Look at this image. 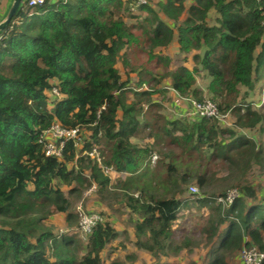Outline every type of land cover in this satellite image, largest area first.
I'll list each match as a JSON object with an SVG mask.
<instances>
[{
    "label": "trees",
    "instance_id": "1",
    "mask_svg": "<svg viewBox=\"0 0 264 264\" xmlns=\"http://www.w3.org/2000/svg\"><path fill=\"white\" fill-rule=\"evenodd\" d=\"M186 1L166 0L159 4L160 11L176 21L187 10ZM136 2L45 0L29 6L23 0L10 25L0 33V264H103L102 251L117 236L107 218L85 242L79 232L64 233L55 223L48 224L58 213L78 223L74 204L92 182L103 199L104 194L121 199L138 214L136 244L153 254L155 264H163L161 257L177 255L190 245L188 238L175 239L173 224L181 205L175 196L190 180V172L198 170L190 167L194 162L178 159L171 149H179L181 155L196 153L197 160H203L209 152L204 147L210 145L212 158L219 155L240 170L242 162L234 160L231 151L248 156L252 152L264 171V150L256 151L252 140L238 136L223 144L220 136L233 137L235 131L222 128L219 119L202 117L190 122L173 109L184 97L202 99L195 87L194 73L199 68L192 71L181 66L164 74L172 78V85L166 88L177 95L172 108L179 118L175 120L159 113L161 105L152 99L157 91L153 84L147 86V80L141 78L134 83V91L127 86L129 81L121 80L116 65L123 51L122 62L125 55L132 59L133 70L142 68L144 56L157 58L164 67L171 62L169 57L154 55V50L172 42L173 27L148 2L136 8L140 13H134L131 3ZM212 9L219 13L215 25L207 20ZM147 12L149 16L142 21L127 22V17L141 19ZM188 12L178 25L181 50L206 49L201 67L211 78L210 98L223 114L234 113L237 125L255 128L264 114L241 96L242 88L255 87L254 74L264 65V0H193ZM54 86L61 96L49 94ZM126 86L135 94L129 104L124 98ZM119 107L124 110L121 120L117 119ZM151 111L152 118H148ZM53 122L91 128L93 141L107 147L104 161L108 163V157L118 170L132 174L110 186L109 176L85 155L78 158L77 167L69 169L77 151L91 148V137L81 149L68 141L62 158L46 156L38 137ZM132 137L151 138V144L140 146ZM155 151H162L164 177L150 166ZM197 163L203 166V162ZM86 167L91 169L92 180L84 174ZM195 174L200 186H210L206 175ZM64 186L69 187L67 192ZM238 186L242 193L254 195L248 186ZM240 200L225 210L219 223L233 214L242 224L248 223L249 213L243 216V211H236ZM240 235L233 238L237 246ZM260 241L255 239L264 249ZM114 264L125 263L118 260Z\"/></svg>",
    "mask_w": 264,
    "mask_h": 264
},
{
    "label": "crops",
    "instance_id": "2",
    "mask_svg": "<svg viewBox=\"0 0 264 264\" xmlns=\"http://www.w3.org/2000/svg\"><path fill=\"white\" fill-rule=\"evenodd\" d=\"M13 1L14 0H0V22L8 14V11L12 6ZM165 1L166 0H157L159 4ZM192 3L193 0L186 1L185 8L187 10L184 11L179 17V19L176 21H174V19H170L165 13L160 11V7L158 6L159 11L164 16L163 17L162 15H160L161 18L169 22L175 32L174 38L168 46H159L154 50V55L165 56L171 59V62H169L168 67H164L163 63L158 64L157 58L150 60V58L148 59L144 56L142 68L140 67L137 70H133L132 59L126 57L125 55L123 59L125 64L122 62L124 51L121 53V58L118 59L119 61L116 65L122 76L121 80L129 81V84H127V86H131L134 91H136L135 88H137L134 83L138 82L141 78L147 80V86L149 84H153L154 88L157 90L152 96L153 102L161 105V107L159 108V113L165 116L166 119L170 120L179 119L172 112V108L174 106L173 101H175L177 95L173 90H169L166 88L167 86L172 85V78L164 77L165 73L174 71L181 66H185L192 71H194L195 68H199V71L197 73H194L196 78L195 87L199 90L203 97L210 96L208 87L211 78L207 71L203 70L201 67V60L205 54L206 49H194L189 53H185L181 50V45L179 43L178 38V25L185 21L189 16L188 9ZM133 11L134 13H140L137 9H134ZM144 14L146 13H143V15ZM217 17H219V13L215 9H212L209 12L207 18L208 24L215 25ZM176 23L177 26H175ZM260 51L261 48L259 47L256 51V54ZM145 67L148 70H145ZM254 76L255 87L251 90H248L247 88H242L243 98L248 103L258 102L262 97V92L264 88V65L257 68V71L255 72ZM152 77H155L156 81H152ZM55 81L56 80H52L51 82L53 83ZM127 86L125 88H127ZM131 88H127V90L124 91V98L127 104L135 100V94L133 93ZM137 91H140V89ZM247 91L248 94H246ZM182 101L185 100H181V103ZM185 102L188 104L187 101ZM173 109L179 112L181 118H184L182 117V113L179 110V104H175V107ZM259 111L263 112L264 114V107L259 109ZM123 116L124 110L122 107H119L117 109V119L121 120L123 119ZM147 117L152 118V111L147 114ZM144 120L145 119L142 118V121ZM260 123L255 128H250V132L252 130H255L256 132L258 128L261 127ZM84 131L87 138H90L93 135V130L91 128L85 127ZM258 132L264 135V131ZM219 140L221 139L219 138ZM132 142L137 143L140 146H146L151 144V138L132 137ZM102 145L103 153L105 154L104 150L107 151V147L105 144ZM82 147L83 146H80V148ZM233 152L236 151L232 150L231 153ZM213 153L214 152L212 150L211 155ZM80 154L81 153L77 151V156L68 165L69 169L78 166V158L80 157ZM105 155H108V151ZM211 155L209 156V161L214 160L216 157H221L218 155L215 158H212ZM241 157L245 158V162L248 161L249 164L255 162V155L252 152L251 156L241 155ZM106 161L108 162L106 164L114 166V169L108 175L110 178V186H114L119 179H125L127 176H129H124L123 171L118 170L114 164L108 161V157ZM254 164L259 169H261L258 164ZM238 171L241 170L237 169L236 167H232V173H234V176L238 174ZM261 172L264 173L263 170H261ZM84 174L92 180L90 168L86 167L84 169ZM190 176H195V178L198 177L194 171L190 172L188 177ZM234 176H232L231 174V177ZM226 188L228 187L220 186V189L216 193L221 192ZM64 190L67 192L69 190V187L64 186ZM117 190L121 191V188H118ZM98 191L99 189L97 184L95 182H92V185L84 189L78 199L82 200L84 198L83 201L86 210L104 214L107 217L108 222L113 226V228L117 232V236L112 239L102 251L103 264H114V262L118 260H122V262H124L125 264H155L156 259L154 258L153 254L145 249L139 248L136 244L137 235L134 228V222L138 219L136 213L132 212L131 208L126 204L125 201L121 199H112L111 197L106 198L105 194L103 199V197L101 196L102 193L100 194ZM175 197L181 201V208L178 212L177 219L174 221L173 224V229L176 232L175 239L177 241H183L184 239L188 238L190 245L184 248L177 255L161 257V263L221 264V261H224V263L227 264H242L241 250L245 244L252 243L258 245V243L255 242V239L259 238L261 240V244L264 245V202L254 201L255 197H259L257 190L254 192V195L252 197L249 196L250 202L248 203L249 206L247 211L246 207L245 211L237 210V206L243 205L242 200L238 201L236 206V211H243V216H246L249 213L251 218H247L248 223L246 225L242 224L241 220L234 214L233 215L236 217V219H232L231 217H225V220L219 223L220 218L224 217V212L222 211L220 205L216 203H211L206 199L195 198L187 190H184L183 192H178ZM243 197L244 193H242L241 199H243ZM218 207L220 209H218ZM256 212H259V215H256ZM58 214L61 215V213ZM58 214H55L53 217L57 216ZM64 215L65 217H67V214ZM52 218L49 219L50 221L48 220V224L50 226L54 221L52 220ZM228 219L230 221H228ZM74 224L77 226V221L74 222ZM54 225L60 227V224L58 222ZM196 227H198V229H196ZM215 228L217 229L214 231ZM239 233H241L242 235V240L241 244L237 246L233 242V238L236 234ZM203 248L204 251L202 252L201 250ZM229 254H234L232 257L233 261L228 260Z\"/></svg>",
    "mask_w": 264,
    "mask_h": 264
},
{
    "label": "rangeland",
    "instance_id": "3",
    "mask_svg": "<svg viewBox=\"0 0 264 264\" xmlns=\"http://www.w3.org/2000/svg\"><path fill=\"white\" fill-rule=\"evenodd\" d=\"M146 1L149 4H151L153 8L157 12L160 13V15H162L161 12L159 11V7H158L159 3L157 2V0H146ZM135 8H138V6L136 4H134L133 6V3H131V10H134ZM148 16H149L148 12L144 14L143 16H141V19H133L129 16L127 17V22L130 24H136L137 22L142 21ZM175 26H177V23L175 24ZM177 104H179V108H180L179 110L183 114L184 118L189 119L190 122H196L197 120H199L195 115L192 114L193 112L192 106H189L185 101H182V103L180 101ZM220 119H221L220 122H221L222 128H229L235 131V136L233 137H230L227 135L220 136V139L223 144H229L230 142L237 140L238 136H246L248 139L254 142V147L256 151H259L260 149L264 150V135L258 132V131H261V132L264 131V119L260 123L261 127L258 128L256 132L255 130H252L250 132L249 129H245L237 125L236 123L237 116L232 112H230L229 115H228V112L223 114V116H221ZM204 148H205L204 150H209V152L207 154V157H205L203 160H197L196 153H194L192 156H189V155H181L179 149H171V150H175V152L178 154L176 156L178 159H185L187 163L191 161L194 162V164L190 166L193 169H198L197 171H194V172H196L197 174L206 175V178L210 180V186L206 187V190L208 191L210 195H215V193L220 189V186L228 187L224 190L226 191L232 187H238L240 189L238 184H241L243 188L248 186L249 188L252 189V191L254 192L256 190L258 191L259 197L254 198L255 202H261V201L264 202V173L261 172L262 169H259L254 164L255 162H252L251 164H249L248 161L245 162V158L241 157L240 153L233 152V158H235L237 161H241L243 168L241 171H238L237 175H235L234 177H231L233 165L230 164L229 160L225 158L216 157L214 160L209 161V156L211 155V152H212L210 149H212L213 147H211L210 145H206ZM155 152L157 153L158 161L154 169L156 170V168H158L157 172L160 171L162 173V177H164L165 168L163 171L160 167V165H162L163 162H165L163 158V154L160 153L162 151L160 152L155 151ZM197 162H203V166L200 167V163H197ZM154 164H155V161H153V166ZM125 175L127 176L129 174H125ZM190 184H196V185L199 184L195 176L194 177L190 176V180H188L186 185L189 186ZM243 191L244 190H242V192ZM83 200L84 198L82 200L78 199L75 202L74 210L79 211L80 206L83 208V204H82ZM241 200L243 201V205L237 206V210L245 211V207H246V211H247L248 206H249L248 203L250 202L249 201L250 197L244 194V197ZM136 215L138 216V214ZM256 215H259V212H256ZM52 220H54L52 222L53 224L58 222L60 224L61 229H63L65 232H68V231L75 232L77 230V226L74 224V222L72 220H68L64 214H61V215L58 214L57 216L53 217ZM228 221L230 220L228 219ZM196 229H198V227H196ZM201 251L203 252L204 248ZM233 255L234 254H229L228 260L233 261L232 259Z\"/></svg>",
    "mask_w": 264,
    "mask_h": 264
},
{
    "label": "built area",
    "instance_id": "4",
    "mask_svg": "<svg viewBox=\"0 0 264 264\" xmlns=\"http://www.w3.org/2000/svg\"><path fill=\"white\" fill-rule=\"evenodd\" d=\"M146 0H137L136 5L140 6L145 4ZM45 3V0H28L29 6H36ZM264 25V19H263ZM51 95L61 96L58 87H54ZM185 101L188 102L189 106H192V114L198 117H206L211 119L221 120L223 113L221 112L218 104L211 98H204L203 100H197L193 97H184ZM229 115V113H228ZM183 116V114H182ZM220 117V118H219ZM84 129L81 125L75 127H65L59 122H53L49 127L42 129L39 133L38 143L42 146L43 152L46 156H54L62 158L64 156L65 147L68 141H73L76 146L82 144L85 140ZM91 158L96 159L100 165H102L103 170L106 174L112 171V168L102 164V155L95 146L91 152H89ZM154 161L157 156L153 157ZM196 189L195 186L191 187ZM227 195L225 197H218V200L224 206H230L233 201L240 195L238 188H231L227 190ZM83 204V202H82ZM78 215L79 223L77 230L83 240H87L96 226L105 221V217L96 212H88L86 209L80 206ZM61 232H65L61 229ZM71 232V231H68ZM241 260L242 264H263L264 262V251L260 250L255 245L245 246L241 250Z\"/></svg>",
    "mask_w": 264,
    "mask_h": 264
},
{
    "label": "clouds",
    "instance_id": "5",
    "mask_svg": "<svg viewBox=\"0 0 264 264\" xmlns=\"http://www.w3.org/2000/svg\"><path fill=\"white\" fill-rule=\"evenodd\" d=\"M136 9V8H135ZM0 39H1V36H0ZM54 87H57V86H54ZM53 87V88H54ZM53 88H51L50 90H49V94L51 95V92H52V90H53ZM139 90V89H138ZM51 96H53V95H51ZM209 98H210V96H208ZM208 97H203L201 100H203L204 98H208ZM241 97H243V94H242V96ZM194 98V97H193ZM196 99V98H195ZM197 100H199V99H197ZM213 100V99H212ZM251 105H252V107L254 108V109H256V110H259V109H261L262 107H264V88H263V92H262V97H261V99H260V101H258V102H254V103H251ZM221 110V109H220ZM231 111H229L228 113H230ZM200 118H202V117H198V119H200ZM77 126V125H76ZM82 126V125H81ZM75 127V126H74ZM83 127V129L85 128V127H87V126H82ZM84 133H85V131H84ZM84 136H85V140H84V142L88 139L87 137H86V134H84ZM99 136H101V133H99ZM89 140H90V138H89ZM91 140H92V145H91V148L90 149H87V150H85V152H80L79 151V153H81L80 154V156L81 155H85V156H88L93 162H95V163H97V165L103 170V167H102V165H100L99 164V162L96 160V159H94V158H91L90 157V155H89V152H91L92 150H93V148L95 147V146H97L98 147V150L100 151V153H101V155H102V164L103 165H106V166H109V167H111L112 168V170L114 169V166H110V165H108V164H106V162L104 161L105 160V156H104V153H103V145L101 144V143H99V142H95V141H93L94 139L92 138V136H91ZM84 142L82 143V144H80L79 146H76L78 149H81L80 148V146H84ZM154 156H157V153L156 152H153V154L150 156V158H149V161H150V164H151V167L152 168H154L155 166H156V164H157V161H158V159H156L155 160V164H154V166H153V161H154V159H153V157ZM158 158H159V156H158ZM148 161V160H147ZM103 172H104V170H103ZM104 174L105 175H109V174H106L105 172H104ZM125 174H129V175H131L132 174V172L130 173V172H127V171H123V175L124 176H126ZM188 179H190V177H188ZM197 180H198V178H197ZM192 186H195L196 187V189L194 190V189H192L191 187ZM232 188H238V187H232ZM229 189H231V188H229ZM239 189V188H238ZM184 190H187L192 196H194L195 198H198V199H206V200H208L209 202H211V203H216V204H218V205H220L221 207H222V210H223V212L224 213H226L225 212V210H227L228 208H230L231 207V205L236 201V200H238V199H240L241 197H242V192H241V190L239 189V192H240V195L233 201V203L230 205V206H224L219 200H218V197H225L227 194V190L226 191H221V192H218V193H215V195H210L209 193H208V191L206 190V186H200L199 184L198 185H196V184H190L189 186H187L186 184L185 185H182V189H181V192H183ZM176 198V197H175ZM177 199V198H176ZM177 200H179V199H177ZM180 201V200H179ZM181 202V201H180ZM83 205H84V201H83ZM85 208V207H84ZM180 208H181V205H180ZM180 208H179V210H180ZM86 209V208H85ZM179 210H178V212H179ZM86 211H88V210H86ZM77 212V211H76ZM88 212H91V211H88ZM96 213H99V212H96ZM77 214H78V212H77ZM100 214H102V213H100ZM104 217H105V221H106V216L104 215V214H102ZM178 215V214H177ZM79 216V215H78ZM227 217H231L232 219H236L235 218V216L234 215H229V216H227ZM104 221V222H105ZM103 222V223H104ZM78 223H79V220H78ZM77 227H78V224H77ZM97 227V226H96ZM95 227V228H96ZM95 230V229H94ZM93 230V231H94ZM65 233V232H64ZM68 233V232H67ZM78 233V232H77ZM93 233V232H92ZM91 233V234H92ZM81 237V236H80ZM90 237V236H89ZM89 239V238H88ZM87 239V240H88ZM83 240V239H82ZM87 240H83L84 242L85 241H87ZM250 245H255V246H257L258 248H260V250H262V251H264V249H261V247L260 246H258V245H256V244H252V243H249V244H245L243 247H245V246H250ZM143 249V248H142ZM243 249V248H242ZM146 250V249H145ZM148 251V250H147ZM151 253V252H150ZM264 263V262H263Z\"/></svg>",
    "mask_w": 264,
    "mask_h": 264
},
{
    "label": "water",
    "instance_id": "6",
    "mask_svg": "<svg viewBox=\"0 0 264 264\" xmlns=\"http://www.w3.org/2000/svg\"><path fill=\"white\" fill-rule=\"evenodd\" d=\"M23 0H14L11 8L8 11V14L6 17L0 22V33L7 29V27L10 25L12 22L13 18L15 15L18 13L21 5H22Z\"/></svg>",
    "mask_w": 264,
    "mask_h": 264
}]
</instances>
